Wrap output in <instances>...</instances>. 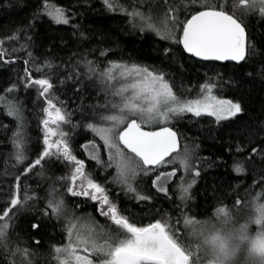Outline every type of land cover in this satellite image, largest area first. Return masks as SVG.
Returning a JSON list of instances; mask_svg holds the SVG:
<instances>
[{"label": "snow or ice", "instance_id": "obj_1", "mask_svg": "<svg viewBox=\"0 0 264 264\" xmlns=\"http://www.w3.org/2000/svg\"><path fill=\"white\" fill-rule=\"evenodd\" d=\"M0 3L5 8L14 7L11 0ZM103 4L109 12L123 13L134 32L154 34L166 43L157 49L158 56L151 64L131 57L110 59V49L99 50L96 59H89L95 51L90 50L80 56L64 79L56 77L60 86L71 80L78 98L94 92L96 102L92 104L81 99L76 109L69 110L67 101L53 96L59 91L54 85V73L43 71L57 67L55 57L45 58L40 65L33 54L39 46L35 22L44 15L56 25L71 23L74 32L86 39L73 22L76 13L69 15L65 8L47 2L41 7L40 0H36L30 22L0 38V62L14 65L22 52L28 57L23 61V75L18 74L17 82L4 90L8 95L0 97L5 101L7 115L19 122L9 138L13 151L8 157L17 165H25L6 189H0L8 197L0 209V258L4 264H35L39 253L13 235L18 214L33 209L37 211V219L31 223L33 232L45 220L55 221L67 237L66 244L50 246L48 255L56 264H203L204 258L195 249L187 227L197 221L188 212L189 202L195 198L190 189L201 177V170L194 165L199 145L184 143L181 147V141L188 137L177 124L191 114L193 123L200 122L193 118L208 116L217 126H223L222 122L231 121L245 109L239 101L222 98L228 82L219 74L215 80L209 77L199 84L196 97L186 98L184 93L193 89L183 83V70L189 61L193 66L231 62L241 69L256 64L264 68V0H103ZM21 38L26 42L13 46ZM30 63L43 78H33L27 67ZM32 88L38 89L33 103L46 104L37 117L42 150L35 153L34 161L26 154L31 137L23 118L25 99L19 95ZM77 111L80 120L73 123ZM62 125L70 131H63ZM78 128L95 134L80 145L89 160L95 162L87 175L85 161L78 158L80 153L72 144ZM21 129H25L23 136ZM95 137L103 142L102 146ZM101 148L106 150V159ZM241 150L237 147V151ZM177 164L185 175L180 177L183 206L174 217L169 212L160 214L154 201L156 193L171 199L166 185L177 171H168L167 167ZM37 166L41 179L51 181L44 197L26 184ZM57 170L62 174L57 176ZM235 171L243 172V164L237 163ZM101 172L105 173L102 177ZM80 197L85 199L77 200L75 208L86 205L92 208L91 213L78 215L66 202V198ZM133 201L149 218L146 225L127 206ZM241 203L235 200V205ZM214 212L220 215L225 207L218 206ZM27 235L31 237L32 233Z\"/></svg>", "mask_w": 264, "mask_h": 264}, {"label": "trees", "instance_id": "obj_2", "mask_svg": "<svg viewBox=\"0 0 264 264\" xmlns=\"http://www.w3.org/2000/svg\"><path fill=\"white\" fill-rule=\"evenodd\" d=\"M7 2L8 0H4V3ZM45 2L65 8L69 15L76 13L73 22L80 26V31H83L84 37H86V39L82 38L78 31L74 32L71 23L56 25L46 15L35 22L39 46L33 49V54L40 65L43 64L45 58L55 57L53 63L57 67L52 70L43 69V71L54 73V85L59 91L54 92L53 96L58 95L67 101L69 110L76 109L81 103V99L85 104L96 102L93 99L94 92L91 96L85 93L83 97L78 98L74 94L76 85L71 80L60 86L59 80L56 79L57 76L59 79H64L65 75L69 74V70L79 61L81 55L95 50L88 58L96 59L99 56V50L110 49V59L123 57L127 60L131 57L151 64L156 61L157 49L166 43L154 34L134 32L127 23V17L120 11L109 12L104 6L103 0H40V6L42 7ZM121 2L126 3L128 0H121ZM11 3L14 5L13 8H5L3 3H0V38H5V35L11 34L14 29L27 25L36 6V0H11ZM25 42L21 38L19 43L13 46L19 47L21 43ZM74 53L77 55L74 56ZM18 55L19 58L14 65H5L0 62V97L8 95L4 90L11 83L17 82L18 74L23 75L25 67L23 61L28 57L23 52ZM27 67L32 70L33 78H43L41 73L35 71L31 63ZM169 71L172 70L169 69ZM217 74L223 77V81L228 82L224 85L221 96L241 102L245 111L231 121L222 122L223 126H217L214 118L208 116L193 118L200 121L193 123V120L189 119L191 114H187V117L177 124L188 137L186 141H182V147L184 143L199 145L196 152L197 159L194 161L195 166L201 170V177L197 178V183L190 189L195 198L189 202L191 211L188 212L189 216H195L197 220L209 217L218 206L227 205L238 208L241 205H235L236 199H240L243 203L251 196L264 192V180L261 179L264 176V68L256 64L241 69L239 66L234 67L231 62H203V66H193L189 61L186 69L183 70V83L188 88L197 89L198 85L204 83L209 77L215 80ZM179 83L180 79L177 77V84L179 85ZM181 91L183 92V89ZM19 95L25 99L23 118L27 124V134L31 137V142L26 145L28 148L26 154L34 161L35 153L42 150V132L37 127V117L42 115L40 108L46 104L33 103L38 95L37 88H32L28 92L21 91ZM40 100L43 101V98ZM54 103L60 107L56 100ZM80 115V112L77 111L73 116V123L80 120ZM18 123L15 118L7 115L5 101L0 100V189H6L8 184L14 181L19 169L25 166L15 164V161L8 157V154L13 151V145L9 138L17 130ZM53 127L55 128V126ZM61 127L63 131H70L66 125ZM20 131L23 136L25 129ZM94 135L84 128L76 130L72 144L80 153L79 159L88 158L80 145L88 143ZM95 142L102 146L103 142L99 140V137H95ZM237 147L242 150L237 151ZM253 149L256 151L253 152ZM101 151L106 159V150L101 148ZM88 160H84L85 163H88L86 174L91 171V166L94 164V161L89 162L90 160ZM237 163L243 164V172L235 171ZM38 172L39 166L29 174L30 178L26 184L30 188L36 189L37 195L44 197L50 190L51 181L42 180L37 174ZM61 174L60 170L56 171L57 176ZM100 175L102 177L105 173L101 172ZM168 183L170 185L166 186L169 187L171 199L165 197L164 193H156L154 203L159 208L160 214L169 212L175 217L179 213V208L183 206V202L180 200L183 193L180 192L178 178L174 181L170 180ZM115 191H119V188H115ZM152 192L155 193V189H152ZM7 199L8 197L0 192V209L5 206ZM76 200L82 201L81 198H66L69 207L73 208L78 215L82 216L83 212L91 213L93 211L86 205L75 208ZM42 206L41 204L36 207ZM127 206L131 208L133 214L137 215L140 223L146 225L149 222V218L144 216L140 207L135 206L134 201ZM153 212L155 213V208ZM160 214L156 218H159ZM18 216L13 235L21 237L31 249L39 253L35 264H56V261L48 255L51 250L50 246H61L66 244L67 240L59 225L55 221L45 220L39 230L33 232L31 223L37 219V211L22 210ZM99 219L102 220V218ZM2 226L0 223V227ZM29 232L32 233L31 237L27 235ZM36 240H39L40 243L36 244ZM0 264H4L2 258H0Z\"/></svg>", "mask_w": 264, "mask_h": 264}, {"label": "clouds", "instance_id": "obj_3", "mask_svg": "<svg viewBox=\"0 0 264 264\" xmlns=\"http://www.w3.org/2000/svg\"><path fill=\"white\" fill-rule=\"evenodd\" d=\"M189 224L203 264H264V192Z\"/></svg>", "mask_w": 264, "mask_h": 264}, {"label": "rangeland", "instance_id": "obj_4", "mask_svg": "<svg viewBox=\"0 0 264 264\" xmlns=\"http://www.w3.org/2000/svg\"><path fill=\"white\" fill-rule=\"evenodd\" d=\"M49 4L54 5L55 7H61V6H59L57 4H54V3H49ZM198 93H199V88L193 89V91L191 93H184V95H185L186 98H193V97H196L198 95ZM222 98H224V99H232V98L224 97V96H222ZM235 101H237V100H234V102ZM87 159H89V157ZM195 164L196 163L194 161V165ZM173 168H176L177 174H176L175 178H172V181H174L176 178H178V180L180 182V177L184 176L185 174H184L183 170L179 167V165H177V166L176 165H170V166L167 167V170L171 171ZM180 192H181V188H180ZM84 213L85 212H83V214ZM203 219H206V218H203ZM203 219L201 218L199 220H203ZM66 243H67V240H66Z\"/></svg>", "mask_w": 264, "mask_h": 264}, {"label": "flooded vegetation", "instance_id": "obj_5", "mask_svg": "<svg viewBox=\"0 0 264 264\" xmlns=\"http://www.w3.org/2000/svg\"><path fill=\"white\" fill-rule=\"evenodd\" d=\"M83 160H88V159H83ZM89 161V160H88ZM89 162H91V161H89ZM87 164L88 163H85V166H87ZM91 164H93V163H91ZM93 165H95V162H94V164ZM87 172V171H86ZM87 175V174H86ZM109 179H111V178H109ZM99 182V181H98ZM167 185H170V183H168ZM114 188H115V186H114ZM81 198V200L83 201L85 198H83V197H80ZM75 202H77V200L75 201ZM90 208V207H89ZM86 209H88V208H86ZM89 210V209H88Z\"/></svg>", "mask_w": 264, "mask_h": 264}]
</instances>
